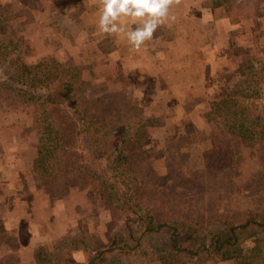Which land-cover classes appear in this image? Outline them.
<instances>
[{
    "label": "trees",
    "instance_id": "16d2710c",
    "mask_svg": "<svg viewBox=\"0 0 264 264\" xmlns=\"http://www.w3.org/2000/svg\"><path fill=\"white\" fill-rule=\"evenodd\" d=\"M222 6L233 23L258 14L247 0H213L212 7ZM248 49L252 54L239 67V84L230 89L246 96L238 107L242 110L238 116L226 118L222 110L228 99L224 98L208 113V119H216L217 130L213 144L204 152V168L180 184L173 176L164 189L157 185L149 188L143 173L149 158L142 142L152 124L143 109L111 95L89 98L90 87L78 67L52 58L28 62V40L0 17V63L19 90L32 91L30 101L36 106L32 112H39L32 128L37 138L31 169L34 178L64 193L71 187L93 185L112 215L107 242L95 246L83 236H70L51 248L40 247L38 263L77 264L72 256L76 249L84 253L83 264H213L232 259L235 264H256L264 260V237L247 248L242 246L245 238L264 231V205L254 193L235 203L233 216H219L220 230L201 237H197L198 230L221 208L208 214L195 212L204 209L195 208L192 202L194 190L207 187L209 176L237 165L247 140H257L264 148V49ZM41 89L47 92L37 94ZM86 151L98 152V160L90 159ZM258 193L264 194V190ZM181 203L183 212L176 209Z\"/></svg>",
    "mask_w": 264,
    "mask_h": 264
},
{
    "label": "rangeland",
    "instance_id": "374dc122",
    "mask_svg": "<svg viewBox=\"0 0 264 264\" xmlns=\"http://www.w3.org/2000/svg\"><path fill=\"white\" fill-rule=\"evenodd\" d=\"M45 1L0 0V17L11 22L14 31L30 44L27 61L37 63L40 59L52 58L78 67L90 87L89 98L111 95L115 100H124V104L130 102L143 109L144 116L152 124L148 137L142 142L149 158L143 167L149 188L156 185L163 188L172 182L173 176H176L178 184L184 182L183 179L195 178L204 168V152L213 144L217 130L216 119H208V113L216 102L227 98L222 112L226 118L236 117L242 110L238 107L243 97L246 98L240 92L230 91L239 84L240 66L234 70L231 64H218L221 53L218 48H229L227 51L240 55L241 65L252 54L245 49L252 44V35L241 36L235 31L220 44L218 35H213L209 28L208 18L224 17L225 11H213V0H171L168 16L158 25L153 37L144 41L137 50L129 42L127 33L143 27V19L137 18L134 22L131 17H121L117 24L123 31L107 34L99 27L103 0H64L67 11H64V18L57 17L56 21L68 19L75 26L56 23L48 26L42 18L36 19L34 13L46 5ZM253 2L249 1L251 8ZM3 65L0 63V84L8 88L0 85V127H6V137L8 132L19 131L24 137L33 138V123L39 112H32L36 107L30 101L32 91L19 90ZM261 79L264 83V78ZM44 92L47 91H36L37 94ZM262 92L264 99V90ZM216 118L220 122L218 113ZM10 125H13L12 129H8ZM12 136L10 133L9 137ZM256 141L247 140L242 145V157L235 167L209 176L205 181L207 187L198 192L194 190L193 206L204 209L195 212L208 214L215 207L221 208L211 215L213 220L198 230L197 237L220 230L223 225L219 216L227 213L233 216L231 209L235 208L236 202L247 200L249 192L254 193L264 205V194L258 193L264 190V148ZM30 142L34 143V140ZM35 142L37 144V138ZM6 145L7 140L4 142ZM87 154L91 153L86 151ZM98 154L93 152L89 158L98 160ZM99 162L104 166L102 158ZM50 188L56 195L62 192L57 187ZM86 189L81 197L88 208L83 237L89 245H101L107 242L111 211L95 186H86ZM176 209L183 212L182 203ZM186 212L190 213L188 209ZM263 237L264 231H257L245 238L242 246L247 248L253 245V240L259 242ZM122 257L128 261L126 255ZM231 263L235 264V260L215 261L213 264ZM256 264H264V260H258Z\"/></svg>",
    "mask_w": 264,
    "mask_h": 264
},
{
    "label": "crops",
    "instance_id": "0c3cea01",
    "mask_svg": "<svg viewBox=\"0 0 264 264\" xmlns=\"http://www.w3.org/2000/svg\"><path fill=\"white\" fill-rule=\"evenodd\" d=\"M253 1L252 7L258 11L256 16L243 18L237 23H233L226 14L216 19L208 18L209 28L213 35H218L220 44L226 40V36L236 31L241 36L252 35V44L243 48L258 46L264 49V0ZM45 4L34 11L36 19L42 18L48 26L55 23L75 26L68 19L56 21L57 17L64 18V11H67L64 0H46ZM213 8V11H225L223 6ZM204 23L207 25L206 21ZM223 28L226 30L223 31ZM228 49L218 48L221 51L220 58L218 56L220 62L216 64H231L235 70L240 66L241 56ZM12 127L10 125L8 129ZM5 130L6 127H0V264H40L36 259L40 247L51 248L64 238L83 236L88 208L81 197L87 189L71 187L65 193L62 191L56 195L52 188L35 179L32 174V162L37 155L36 138L24 137L19 131L8 132L6 137ZM10 133L12 137H9ZM4 138L7 140L6 146ZM32 139L34 143L31 144ZM72 256L77 264L85 262L80 249L74 250Z\"/></svg>",
    "mask_w": 264,
    "mask_h": 264
},
{
    "label": "clouds",
    "instance_id": "9594fccd",
    "mask_svg": "<svg viewBox=\"0 0 264 264\" xmlns=\"http://www.w3.org/2000/svg\"><path fill=\"white\" fill-rule=\"evenodd\" d=\"M170 4L171 0H103L100 30L107 34L119 33L123 31L117 24L121 17H131L134 22L137 18L143 19V27H136L127 33L129 42L139 50L168 16Z\"/></svg>",
    "mask_w": 264,
    "mask_h": 264
}]
</instances>
